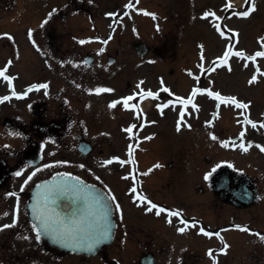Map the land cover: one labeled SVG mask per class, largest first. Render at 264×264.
Returning a JSON list of instances; mask_svg holds the SVG:
<instances>
[{
  "label": "flooded vegetation",
  "instance_id": "flooded-vegetation-1",
  "mask_svg": "<svg viewBox=\"0 0 264 264\" xmlns=\"http://www.w3.org/2000/svg\"><path fill=\"white\" fill-rule=\"evenodd\" d=\"M61 41L68 42L67 44L72 46L75 44L72 39ZM57 50L61 51L60 47L57 46ZM22 63L11 62L5 72L10 78L9 82L0 80L1 250L8 255L13 254L10 246L12 240L28 231L25 211L28 190L36 179L43 177L56 163L45 162V144L55 143L56 147L60 148L62 143L80 142L91 144V150L88 154L79 155L80 160L75 162L71 171L101 184L110 192L115 204L121 207L118 209L119 231L124 228L122 221H127L134 232L132 238L141 253L163 255L168 250L176 249L180 254L176 264H205V258L214 257L217 250H223L227 244V252L222 264H231L229 261L234 258L231 252L237 243L234 240L237 230L227 227H231L237 221V211L245 210L251 216V219L247 220L249 229L247 234L262 240L259 243L260 247H250V260L252 264H264V230L258 229L253 224L256 215L254 211L257 209L254 205L259 198L249 205L238 203V199L232 193L237 186L231 177L235 172L232 167L228 172V182L214 187L215 182H212L214 175L223 163L219 162L207 172L202 166L205 158L198 152L191 154L189 151L175 153L169 151L166 155H161L154 151H146L145 156L139 157L137 162L133 161V166L122 167L120 161H123L124 151L119 149L112 151L118 155L114 158L120 159L119 166L116 163L104 164V160L98 165L99 156L103 152L98 142L114 143L120 133L123 134L121 128L120 131L107 129L95 133L93 123L95 108L68 106L61 99L62 90L59 86H55L52 90L58 99L55 103L48 104L45 98L46 89L39 87L43 85L39 79L43 66L33 61V57L32 60L30 57L26 58L25 67ZM58 65H60L59 54L56 56V66ZM26 67L36 70L34 78L22 75ZM13 93L15 96H12ZM76 93L74 88L72 91L68 90L65 95L73 96ZM21 95L23 97H20ZM5 96L9 99L4 100ZM101 107L112 109L111 116L114 117L116 126L125 124L126 120L122 114L124 110L121 106ZM136 131L137 126H135ZM167 136V134L154 135L148 132L142 137L154 142L164 141ZM121 140L123 143L124 139ZM94 143H97L96 147L93 146ZM38 152L43 154V158L41 162L31 167L29 162L36 160ZM56 153L58 151H55ZM151 157L155 158L148 165ZM158 160H161L165 166L156 167ZM154 163L156 164L153 166ZM16 172H21V175H15ZM30 175L32 179L25 183ZM132 189L136 191L133 192ZM147 201L157 205V209L147 211L151 206ZM126 206L132 207L130 212L126 210ZM158 208H164L165 211L156 215ZM172 212H179L180 215L172 216ZM182 220L189 225L184 232L178 231L179 228L185 227V224L181 223ZM14 221L13 227H3L13 224ZM193 224L195 227L191 226ZM125 227L127 228L126 224ZM201 228L213 235H204L200 231ZM121 233L128 234L127 230ZM215 233H219V236ZM15 248L17 252L27 251L26 260H33L35 264L43 263L42 256H38L37 259L34 257L35 252L39 250V248L36 250L35 244L23 247L16 244Z\"/></svg>",
  "mask_w": 264,
  "mask_h": 264
},
{
  "label": "rangeland",
  "instance_id": "rangeland-1",
  "mask_svg": "<svg viewBox=\"0 0 264 264\" xmlns=\"http://www.w3.org/2000/svg\"><path fill=\"white\" fill-rule=\"evenodd\" d=\"M7 1L8 4L0 2V7L9 8L10 0ZM38 1L39 0H29L28 4L26 1L21 0L17 7L15 6V15L7 14L2 16V20L0 19V32H2V29L14 32L15 36H18V39H23L24 30L20 31L17 29L22 27V23L31 25V23H29L32 16L31 13L35 12L37 9L40 10L38 7H41V3ZM128 1L131 0H109L108 6H106L107 3L104 5L105 8H107L106 22L99 20V23L101 25H103V22L109 24V26L102 30L103 33L109 31V34H111V30L113 29L116 31L112 36L109 35L110 37L103 33L102 35L104 38L110 39L108 44L109 50L111 55L117 56V61L116 63H108L107 53L104 55L103 59V56L96 57V62L87 66L85 69L87 70V78L93 73L103 74L104 82L113 85V87L115 85L117 91H123L125 98H127L129 97V92L132 90L131 87H134L135 79L142 77L145 79L144 82L147 86L153 88H167L171 92L175 91L173 92L175 96L180 95L188 98V96L191 95L192 101H195L197 106L209 108L210 106H215V104L217 105L218 100L207 95V89L216 93L220 90L223 95H230L231 98L234 97L237 102L247 104L248 114L251 113L254 115V113H257L255 114L257 116L260 115L262 111L264 112V76L259 75V79L254 81L251 78L254 74V70L263 69L264 71V57L258 56L252 61L245 58H238V56L233 54L228 57L226 64L221 65L219 63V58H222L225 51L229 48L232 49V53L235 51H242L248 56L254 53V51H264V44H261V39L264 40V21H262L264 15L257 16L253 14L247 19V22H245L246 20L237 21L231 17L227 19V12L223 8V0H142L143 7H147L157 15L165 17L157 18V22L160 24L156 26L154 20L148 17L144 18V16L141 15L129 14L126 19H121L120 11L123 10L121 9L122 5L125 6ZM103 3H105V1H102V5ZM29 7H31V13L28 12L27 14V9ZM207 9L215 10L220 16H224L225 19L220 18L222 25H224L223 31L225 30L223 36H221L214 27L212 28L210 26L207 19L200 18V14ZM261 11L264 13V4ZM113 12H116V14L113 15ZM170 13L173 15V21H171L173 24L170 22ZM41 15H43V11H41ZM64 15L66 16V18H64L65 20L68 16L69 21L71 20L72 23L76 22L77 25L78 22L83 19L82 15L72 16L67 12ZM61 17L62 15L59 18L60 20ZM45 23H47V21ZM36 24L37 23L32 25L35 26ZM41 25L42 27L35 32V38L30 35V40H40V34L44 24ZM61 27L62 26H58L55 21V23L46 28L54 32L56 36H59L58 33ZM157 27H159V31ZM154 28H157V31H153ZM234 29L238 30L234 31ZM30 30L29 27V33ZM32 33L34 32H31V34ZM27 37H29V34L20 42L14 41L13 43H19V46H23ZM7 39H9L7 33H0L1 60L10 54L9 47L5 42ZM142 40L146 43L148 51L145 55L139 57L133 43ZM200 47H205L203 53L198 52ZM22 53L29 54L30 52L24 49ZM164 55L168 57L165 59V57H163ZM201 56H203V59H201ZM150 57L156 59L151 61ZM18 63H22V60ZM252 63L254 65H252ZM24 64L26 65L25 61L22 63L23 67H25ZM212 68H214L215 71L209 70ZM50 74H46V76L41 75L40 79L46 77L48 84L54 85L56 79L50 76ZM69 77H71L69 82L63 81L62 79L55 86L62 87V92L73 89L80 81L78 73L71 74ZM197 77L199 79H197ZM113 87L112 89H114ZM193 89H199L195 96H192ZM205 92L207 94H205ZM188 93L190 94L188 95ZM171 96L172 95H170V97ZM173 99L174 103H177V100H175L176 97L173 96ZM85 100L87 102L92 101V106H103V102L98 101L96 95L87 96ZM133 101L134 99L129 101L128 105ZM219 104L220 106H228L222 101ZM75 106H81L77 97H75ZM225 108L222 107L223 120L228 119L229 122H231V119H233L232 114L237 111L232 107ZM127 114V119L132 117L130 112H127ZM207 116L208 114L205 113L204 116H199L196 120L201 119V117L206 118ZM103 121L109 125L110 129L115 128L114 120L108 119L106 122V120L103 119ZM214 125L212 127L206 125V127L209 131H212ZM225 125H228V123ZM188 133L189 132L182 131V129L178 131L175 127L173 130L174 149H171L169 144V148L173 150V153L203 148L202 151L206 149V154H210L213 159L220 158L222 160H230L236 166L246 169L251 174H255V171H257L260 181L264 183V156H262L264 151L261 150L264 148V134H262L260 130L246 132V134L250 133V146L247 151L241 150L240 145L239 147L236 145H230L228 147L224 146L222 143L220 144L219 141L217 143L216 141L215 143L212 141L206 144L193 142L198 141V135L191 136ZM128 142L129 140H126V143ZM74 145L75 143L73 142L62 143L60 148H57L53 143H46V146L51 150L47 153V156L50 157L49 155L53 152L52 150L56 149L58 153L55 157L69 156L71 158L70 155L72 154L70 153L71 151L74 152ZM117 146L124 147V142L122 144L119 143ZM154 148L156 150L164 149V147L159 146L158 143L154 145ZM190 153L192 154L193 151ZM154 158L155 157H151L149 161H152ZM202 166L204 169L208 167H206L205 164H202ZM131 209V206H126L128 212H130ZM238 215L240 219H245L247 214L239 211ZM122 222L124 223V228L121 229L120 234L122 231L128 230L125 224L129 227L127 221L123 220ZM256 223L260 226H264V218L261 217ZM132 234L133 231L129 227L128 235L131 236ZM30 239L31 238H22L19 240L29 242ZM128 239L126 243L130 242V239ZM119 241L123 242L124 240L121 238L115 239L114 243L106 249L107 257L105 258L101 255L90 258L70 255L62 257L59 261L49 256V254H46L44 258L45 263L110 264L109 262L112 258L120 260L121 262H118L121 264H123V262H131L134 252L133 249L127 248L126 251H130V253L128 256H125V252H122L120 248ZM130 243H132V240ZM240 259L245 261L243 257ZM105 261L109 262L106 263ZM9 264L25 263L16 258H10Z\"/></svg>",
  "mask_w": 264,
  "mask_h": 264
},
{
  "label": "snow or ice",
  "instance_id": "snow-or-ice-1",
  "mask_svg": "<svg viewBox=\"0 0 264 264\" xmlns=\"http://www.w3.org/2000/svg\"><path fill=\"white\" fill-rule=\"evenodd\" d=\"M245 3H249V0H245ZM228 7H231V5H228ZM255 10V4L252 3L251 7L242 12L239 13V15L247 17L251 11ZM147 14V13H145ZM205 17L209 16L210 13H205L204 14ZM211 15H214L211 14ZM217 19H219V17H217ZM217 28L219 29V25H217ZM221 36L224 35L223 32L220 33ZM81 43H84V41H81ZM236 56H243L242 52H236L234 53ZM230 55H233L232 53V49L229 48L227 51H225L224 55L222 58H219V63L221 65L226 64L228 57ZM258 56H264V52H257L255 54V56H251L248 57V59L251 60H255L256 57ZM201 59H203V56H201ZM202 67V66H201ZM210 71H215L214 68L209 69ZM6 69L5 70H0V77H3L5 80H10V78L5 75ZM197 79H199L197 77ZM255 80V76H253V81ZM251 82V81H250ZM143 83V82H141ZM39 87L41 88H47V85H39ZM139 87V85H138ZM32 89H29V91H31ZM97 93L99 92H110L112 91V89H106V88H98L96 89ZM163 91L167 92L169 91L167 88H164ZM199 91V89H193L192 92V96H195L197 94V92ZM15 94V93H13ZM147 96H151L153 98H156V96H158L157 94L152 93L151 91L146 93ZM209 96H214L215 99L220 100L224 103H232L235 104V106L237 108H244L246 109L248 107L247 104L244 103H238L235 98H225L222 97L219 93H212V92H208ZM134 97L133 96H129L127 98H125L123 100V104L124 106L127 108L128 107V102L131 101ZM4 100L9 99V97L5 96L3 97ZM177 100L184 104H191L192 103V99L191 97H189V99L187 100H183L180 97H177ZM2 102V101H0ZM118 103H121V101H114L112 104L109 105V107H116V105ZM193 108L196 107L195 104L192 105ZM135 107V106H133ZM162 107H167V104L163 105ZM185 113L182 111L180 113V120L183 121ZM249 123H251V121H249ZM135 127V126H133ZM253 127H255V124H253ZM261 127H264V124L261 125ZM177 130L179 131V127L177 128ZM126 131L131 132L132 128L127 129ZM241 136H243V133H241ZM213 139H215V137H212ZM241 147H243V145H241ZM247 150V149H245ZM262 151H264V148L261 149ZM107 164H111L113 163V160H108L106 161ZM121 164L126 163V161H120ZM160 165H156V167H159ZM45 167H51V165H45ZM81 167H83V165H81ZM37 171H39V169H37ZM15 175L20 176L21 172H16ZM32 175H35V173H32ZM32 175L28 176L27 180L25 181V183H27L28 181H30L32 179ZM74 181V182H73ZM87 186L82 185L79 183L78 178H67L65 179L64 177H61L60 180L54 184L51 187L46 186V192H47V196H46V202H51L52 204H56L57 201L60 202V204L63 205V207L65 209H67L69 211V213L71 215H75V210L79 209L80 207L86 206L90 203H94L95 205L98 206V210L101 216L103 217H107L108 212H109V208L110 205L107 201V197H104L103 195H95L93 196V194L89 191L86 190ZM23 190V189H22ZM133 192H135V189H132ZM114 199V198H113ZM143 199V198H141ZM148 204H150L151 206L147 208V211L151 212L153 209H157V205L152 204L151 201H147ZM117 207H119L117 205ZM165 209L164 208H158L156 215H160L162 212H164ZM172 216H179L180 213L179 212H172L171 213ZM36 219L38 221V224L36 225L37 227V240L40 239L41 235H45V236H49L54 240H57L61 243H79V242H83L86 237L84 235V233L88 232L93 226L96 225L97 223V219L96 216L93 215L92 213H89V219H87L85 221L87 227L86 228H80L78 230H73L70 229L66 226V221L69 219L68 216L65 217H61L59 214H45L43 212H38V215L36 216ZM181 223L185 224V227L179 228L178 231L180 232H184L186 230V228L189 226L187 224L186 221H181ZM15 224V221L13 222V224H9V225H4V228H9V227H13ZM192 227H195V225H191ZM239 227V226H237ZM245 231H247V229H243ZM200 231L207 236H211L213 235L212 233L209 232H205L204 229H200ZM106 235V233H105ZM215 235L219 236V233H215ZM95 243H99V240H92L91 242H89L87 244V246L89 248H91ZM209 255H211V252L209 253Z\"/></svg>",
  "mask_w": 264,
  "mask_h": 264
},
{
  "label": "water",
  "instance_id": "water-1",
  "mask_svg": "<svg viewBox=\"0 0 264 264\" xmlns=\"http://www.w3.org/2000/svg\"><path fill=\"white\" fill-rule=\"evenodd\" d=\"M59 180H56V178H53V179H51V180H49V181H46V183L43 185V187L45 186V189H46V186H48V187H51V186H53L54 184H56L57 182H58ZM38 192H39V189H36L35 191H34V196L35 195H37L38 194ZM93 195L95 196V195H97V193L95 192V193H93ZM51 205H55V204H52V203H50ZM37 206H38V204H35V207L37 208ZM111 210L112 209H110L109 208V212H108V215H107V218L109 219V222H103V225L105 226H108V224H110V225H112L113 223H112V219H111V216H112V212H111ZM98 206L97 205H95V207H94V212H93V214L95 215V214H97L98 213ZM33 212H34V210H33ZM52 214L53 215H55V214H59L61 217H65V213H63V212H61L58 208H53V210H52ZM103 217V216H102ZM69 219H70V217H68ZM105 218V217H104ZM37 222V224H38V221H36ZM102 226V224L101 223H96V225H95V227H101ZM100 230H102V229H100ZM100 234V233H99ZM43 238L45 239H48L50 242H52L54 245H61V244H59V243H57V240H54V239H52L51 237H49V236H45V235H43ZM107 238H108V236H104V237H95V238H93L94 240H99V243H95L91 248H89L88 246V248L86 249V250H84V249H79L78 251H86V252H94L96 249H98V248H100L101 247V245L104 243V242H106V240H107ZM110 238H111V236H110ZM108 240H109V238H108ZM82 243V242H81ZM81 243H79V244H81Z\"/></svg>",
  "mask_w": 264,
  "mask_h": 264
}]
</instances>
